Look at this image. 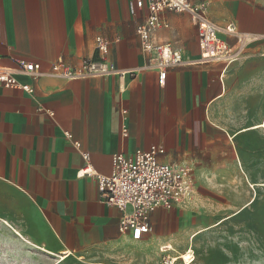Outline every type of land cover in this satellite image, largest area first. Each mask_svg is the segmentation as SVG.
<instances>
[{
  "label": "crops",
  "instance_id": "0c3cea01",
  "mask_svg": "<svg viewBox=\"0 0 264 264\" xmlns=\"http://www.w3.org/2000/svg\"><path fill=\"white\" fill-rule=\"evenodd\" d=\"M191 1L204 2L222 28L264 35L261 0ZM147 16L136 0H0V68L33 86L29 93L0 85V221L59 258L143 264L144 253L158 246L172 245L171 254L193 248L195 233L233 215L223 216L216 204H242L238 211L256 194L247 186L264 187V38L232 65L203 61L192 15L164 11L170 26L159 30V41L179 47L189 62L171 67L161 88L158 71L142 68L148 55L137 27ZM98 36L110 41L109 60L119 70L135 72L33 80L19 71L20 61L38 62L43 72L59 59L80 65L97 56ZM152 145L165 148L162 162L193 169L196 192L174 209H155L152 230L134 240L121 232L122 211L105 202L97 178L79 176L82 152L95 171L110 175L115 153Z\"/></svg>",
  "mask_w": 264,
  "mask_h": 264
},
{
  "label": "built area",
  "instance_id": "2783aa9c",
  "mask_svg": "<svg viewBox=\"0 0 264 264\" xmlns=\"http://www.w3.org/2000/svg\"><path fill=\"white\" fill-rule=\"evenodd\" d=\"M139 9L147 7L146 20L137 27L141 48L148 55V60L142 67L155 69L159 73V85H167L168 71L171 67L186 64L189 61L183 56L182 50L169 42L159 41L160 29L170 24L162 19L164 11L189 12L198 26L201 60L222 61L226 66L238 62L249 45L257 39L264 38L250 32L239 30L235 25L220 27L212 20L205 9V3H193L191 0H136ZM135 13V7L132 9ZM223 31L228 38L219 34ZM97 56L85 58L80 65L73 66L59 59L52 63L49 71H41V65L34 61H20L19 71L29 75L33 80L43 75H50L64 79H85L119 74L124 77L129 72L117 68L109 60L110 41L98 36L96 39ZM0 85L22 88L32 93L30 83H21L12 69L0 68ZM126 113V109L123 110ZM123 133L128 135L124 128ZM66 136L74 141L77 148L81 142L75 140L72 133ZM85 166L79 171V176H91L98 180L99 190L105 202L118 207L122 211L120 230L130 234L134 240L143 238L145 233L152 230L151 213L159 208L174 209L179 205L191 201L196 192V176L191 167L175 165L160 160L165 153L162 145H152L148 149H137L133 154L126 155L117 152L113 155L112 173L102 175L94 170L90 163V153L83 151ZM172 245H162V264H175L176 260L171 251ZM189 261L183 259L184 264H190L195 259L192 247Z\"/></svg>",
  "mask_w": 264,
  "mask_h": 264
},
{
  "label": "rangeland",
  "instance_id": "374dc122",
  "mask_svg": "<svg viewBox=\"0 0 264 264\" xmlns=\"http://www.w3.org/2000/svg\"><path fill=\"white\" fill-rule=\"evenodd\" d=\"M261 1L264 2V0ZM251 186L253 187V185ZM246 191L249 196L253 192L256 194L254 193L250 202L238 211L237 209L242 204L218 203L215 205L223 211V216L231 215L232 212L233 215L227 219H217L214 221L216 224L213 227H207V230L205 229L199 235L194 234L192 249L195 252V259L190 264H264V187H257L253 190L247 186ZM207 192L216 195L210 190ZM219 198L227 199L226 197ZM234 211L236 212L234 213ZM15 227L33 243L44 246L40 243V239L27 234L22 228ZM189 247L190 245L186 248ZM185 249L175 248L172 253L177 258L175 264H184L181 257L189 261L191 252ZM162 261L163 254L160 251V246H158V250L144 253L142 263L162 264ZM0 264L94 263L81 261L75 256H70L61 261L58 256L24 241L3 221H0Z\"/></svg>",
  "mask_w": 264,
  "mask_h": 264
},
{
  "label": "bare ground",
  "instance_id": "6f19581e",
  "mask_svg": "<svg viewBox=\"0 0 264 264\" xmlns=\"http://www.w3.org/2000/svg\"><path fill=\"white\" fill-rule=\"evenodd\" d=\"M219 35L223 37V34H222V33H220ZM44 250H45V249H44ZM46 251H47V250H46ZM48 252H49L50 254H54V253H52V252H50V251H48ZM190 252H191V251H190ZM190 252H189V253H190ZM67 255H68V254H66V253H65V255H61V257H62V258H61V261L65 260V259L67 258ZM182 258L184 259V257H182ZM175 260L177 261V258H175Z\"/></svg>",
  "mask_w": 264,
  "mask_h": 264
}]
</instances>
